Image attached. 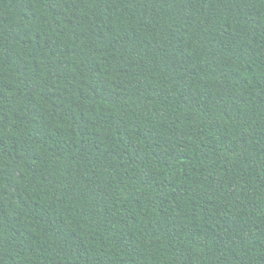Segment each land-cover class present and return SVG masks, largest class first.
I'll return each instance as SVG.
<instances>
[{
  "label": "trees",
  "instance_id": "16d2710c",
  "mask_svg": "<svg viewBox=\"0 0 264 264\" xmlns=\"http://www.w3.org/2000/svg\"><path fill=\"white\" fill-rule=\"evenodd\" d=\"M0 264H264V0H0Z\"/></svg>",
  "mask_w": 264,
  "mask_h": 264
}]
</instances>
